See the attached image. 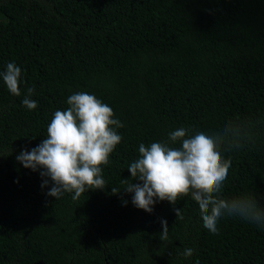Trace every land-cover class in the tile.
<instances>
[{
	"label": "trees",
	"instance_id": "16d2710c",
	"mask_svg": "<svg viewBox=\"0 0 264 264\" xmlns=\"http://www.w3.org/2000/svg\"><path fill=\"white\" fill-rule=\"evenodd\" d=\"M9 62L22 82L13 96L0 77V264H264V227L225 216L214 235L191 195L149 214L111 192L132 179L141 143L242 122L252 139L222 153L221 195L264 205V0H0V72ZM29 87L35 110L22 104ZM81 91L113 109L122 140L102 166L106 189L57 200L16 156Z\"/></svg>",
	"mask_w": 264,
	"mask_h": 264
},
{
	"label": "clouds",
	"instance_id": "9594fccd",
	"mask_svg": "<svg viewBox=\"0 0 264 264\" xmlns=\"http://www.w3.org/2000/svg\"><path fill=\"white\" fill-rule=\"evenodd\" d=\"M0 77L13 96L21 95L22 70L15 62H9ZM26 92L22 104L35 110L37 102L31 99L34 87L26 88ZM67 104V110L54 112L46 138L31 151L22 150L16 160L24 168L39 172L42 188L51 182L48 196L58 200L68 193L78 200L89 190L108 187L102 166L109 163L121 143L116 129L123 124L114 118L113 109L93 94L75 92L68 96ZM251 139L250 125L242 122H229L211 134L178 127L169 132L165 142L141 143L139 158L127 169L132 179H122L125 187L113 186L111 192L133 194L132 204L149 214L157 202L175 206L180 198L191 195L198 204L203 227L214 235L219 234L218 223L225 216L264 227V205L258 199L249 195L226 199L221 195L231 167V159L222 153L240 149ZM173 210L182 218L181 209ZM161 224L160 240L167 241L168 223L161 220ZM193 251L186 248L180 255L191 257Z\"/></svg>",
	"mask_w": 264,
	"mask_h": 264
}]
</instances>
